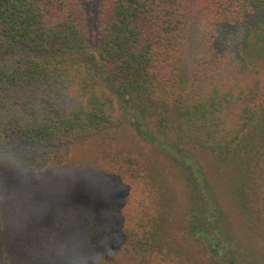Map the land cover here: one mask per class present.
Instances as JSON below:
<instances>
[{"label": "trees", "instance_id": "trees-1", "mask_svg": "<svg viewBox=\"0 0 264 264\" xmlns=\"http://www.w3.org/2000/svg\"><path fill=\"white\" fill-rule=\"evenodd\" d=\"M124 118L175 166L183 146L230 166L264 238V0H0V264H257L172 222L142 153L56 171Z\"/></svg>", "mask_w": 264, "mask_h": 264}, {"label": "rangeland", "instance_id": "rangeland-1", "mask_svg": "<svg viewBox=\"0 0 264 264\" xmlns=\"http://www.w3.org/2000/svg\"><path fill=\"white\" fill-rule=\"evenodd\" d=\"M143 125L146 124L143 122ZM162 138L161 141L165 144L173 140L170 136L168 140L165 135ZM106 150L142 153L157 167L165 188H171L166 192V202L172 222L180 223L188 213L184 221L185 226L190 228L197 224L198 228L208 225L212 228L215 240L224 244L233 243L255 263L264 264V238L250 228L246 216L238 209L237 201L231 192L230 182L234 173L230 166L221 165L203 150L185 146L181 147L180 153L192 157L193 163L190 169L183 165V161H179L175 166L170 162L165 150L139 136L129 119L124 118L117 138L107 142L98 136L77 140L69 162L64 166H57L56 171L61 175H71L69 177L72 179L83 180L92 175L90 171L97 157ZM6 202L7 199L0 200V210ZM175 234L180 238L189 234V231L184 228L176 229ZM202 256L197 254L198 258Z\"/></svg>", "mask_w": 264, "mask_h": 264}]
</instances>
